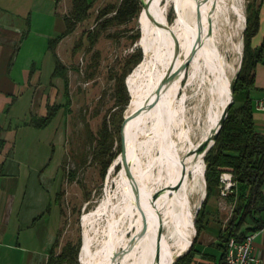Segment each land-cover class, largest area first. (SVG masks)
Returning a JSON list of instances; mask_svg holds the SVG:
<instances>
[{
    "label": "bare ground",
    "instance_id": "obj_1",
    "mask_svg": "<svg viewBox=\"0 0 264 264\" xmlns=\"http://www.w3.org/2000/svg\"><path fill=\"white\" fill-rule=\"evenodd\" d=\"M168 2L178 7L172 24L179 40L175 77L165 84L160 100L142 112L138 110L158 80L168 73L173 54V40L142 7L141 29L150 39L143 59L127 76L133 102L127 129L132 176L122 169L115 180L116 188L108 190L92 212L83 238L82 264H112L117 256L118 264H173L196 235L195 209L206 196V163L203 152L197 149L214 134L230 97L231 81L243 52V39L237 40L236 33L245 28L246 14L240 0ZM160 4L164 14L168 4ZM230 13L237 15V27L223 40L218 22L223 16L228 21ZM145 18L151 23V32L143 28ZM222 42L239 54L237 64L235 58L231 62L226 59ZM195 45V54L189 61V83L197 78L204 88L200 87L202 92L189 116V96L178 93L189 68L183 64ZM182 180L180 188L172 187ZM194 192L199 195L193 201ZM145 219L146 230L131 243Z\"/></svg>",
    "mask_w": 264,
    "mask_h": 264
},
{
    "label": "rangeland",
    "instance_id": "obj_2",
    "mask_svg": "<svg viewBox=\"0 0 264 264\" xmlns=\"http://www.w3.org/2000/svg\"><path fill=\"white\" fill-rule=\"evenodd\" d=\"M89 1L92 7L88 16L79 22L72 32L64 35L52 49L61 62L65 79L62 80L61 85L63 101L59 121L61 150L56 154L57 158L61 156L57 169L61 180L60 190L57 193L61 227L49 264H82L81 248L92 212L107 191L113 192L116 188L115 180L122 170L117 161L121 159L124 116L127 114L131 99L127 76H130L135 66L143 59L145 53L143 49L145 51L150 39L149 37L146 40L140 35L142 5L135 17L126 22H118L113 19V16L123 0ZM240 1L246 14V25L244 29L240 31L238 29L236 33L237 40L240 37L243 39V52L237 73L243 63L248 20L254 19L261 0ZM162 4H168V10L164 16H167L173 24L178 10L176 11L174 3H169L168 0H162ZM71 9L72 0H59V10L63 11L64 15L69 14ZM105 11L107 13H104ZM237 19V15L230 13L228 21L223 16L218 22L219 34L223 40L225 34L235 32ZM146 21L150 23L145 18L144 30ZM149 26L148 32H151V23ZM262 33L261 29L256 39H261ZM253 44V49H256L258 46ZM220 46L226 59L231 62L235 58L237 64L239 58H236L239 54L230 51L225 42L220 43ZM43 59V55L40 56V62ZM53 64L51 58L50 62L43 63L41 74L46 77V80L54 70ZM187 68V74L181 82L182 87L178 95L189 96L187 108L191 116L197 98L202 92L200 88L202 86L199 85L197 78L189 83L190 65ZM208 69L206 66L205 70L208 71ZM132 109L133 102L129 115ZM52 126H50L51 129ZM225 185L223 183L224 187ZM196 193L191 194L193 201L198 198L199 194ZM204 199L198 209H195L194 224L202 210ZM233 207L234 204L227 197L222 196L219 190L208 204L211 212L208 217L210 224L225 227ZM248 223L243 227L248 226ZM198 239L196 244H199Z\"/></svg>",
    "mask_w": 264,
    "mask_h": 264
},
{
    "label": "crops",
    "instance_id": "obj_3",
    "mask_svg": "<svg viewBox=\"0 0 264 264\" xmlns=\"http://www.w3.org/2000/svg\"><path fill=\"white\" fill-rule=\"evenodd\" d=\"M259 8L260 27L252 39L257 46L264 37V0ZM261 29L262 38L256 39ZM64 30L57 0H0V264H47L61 227L60 110L47 126L37 127L33 119L45 117L49 106L63 104L64 79L53 76L49 40ZM50 58L54 70L46 80L41 68ZM251 97L257 129L264 132V110L256 108L264 98V63L257 65ZM221 180V195L228 198L230 189L222 193L223 183L232 181V174L224 172ZM223 228L210 224L199 235L192 261L181 264L219 262L218 232ZM254 245L264 263V230Z\"/></svg>",
    "mask_w": 264,
    "mask_h": 264
},
{
    "label": "trees",
    "instance_id": "obj_4",
    "mask_svg": "<svg viewBox=\"0 0 264 264\" xmlns=\"http://www.w3.org/2000/svg\"><path fill=\"white\" fill-rule=\"evenodd\" d=\"M57 1L59 2V0ZM141 5L140 0H123L122 4L116 9L113 19L118 22L128 21L137 15ZM91 7L92 4L89 0H72L71 12L64 15L65 30L59 36L49 40V48L51 50L64 35L72 32L77 24L88 16ZM104 13H107V11ZM149 24L146 21V32L149 31ZM259 27L260 8L258 7L254 19L252 21L248 20V26L245 31L243 63L233 85L235 101L229 109L218 139L205 157L207 164L205 171L207 190L202 210L199 212L195 223L197 235L189 252L178 259L175 264L192 261L199 235L203 230L210 228L208 217L211 212L208 204L211 198L221 190V176L226 171L232 174L233 184L228 193V199L234 204V207L226 226L218 232L217 244L221 249L222 255L220 261L215 264H223L227 245L232 237L241 240L246 233L257 231L264 227V132H260L257 129L254 118L255 104L251 97V91L255 88L257 65L258 63H264V37L256 49L252 47V39L258 32ZM140 35L146 40L149 39V36L143 31H141ZM54 55L55 70L53 76H61L65 79L61 62L57 55ZM67 100H69L68 96ZM131 103L132 100L130 99L129 104L131 105ZM61 106H49L47 115L33 119V123L37 127L47 126L61 109ZM128 111L129 108L127 109V114ZM121 162L122 159L117 161L119 164ZM247 223L248 227L242 230L243 225ZM190 245L184 254L188 251ZM53 251L54 247L47 264H49Z\"/></svg>",
    "mask_w": 264,
    "mask_h": 264
},
{
    "label": "water",
    "instance_id": "obj_5",
    "mask_svg": "<svg viewBox=\"0 0 264 264\" xmlns=\"http://www.w3.org/2000/svg\"><path fill=\"white\" fill-rule=\"evenodd\" d=\"M162 0H141V4L142 7L145 9V13L147 14V16L153 20L155 23H157L159 26L162 27L163 31L166 33V35L169 36L170 40H173V54H172V62L170 65V69L168 71L167 74H165L162 78H160L158 80V82L156 83V85L152 88L149 96L145 99V102L138 108V110H140L141 112L144 111L146 108H150L156 101L160 100L161 95H162V91L163 88L165 86V84L168 82V80L172 79L175 77V63L178 57V53H179V40L178 37L172 27V24L170 23V21L168 20L167 16H164V14L161 11V3ZM175 5L176 11H177V5ZM178 13V11H177ZM197 45V44H196ZM196 45L193 47V49L191 50L190 53V57L189 59L183 64L184 68H187V66L189 65V61L191 59V57L194 56L195 54V48ZM143 52L144 49H143ZM238 73L236 74L235 78L232 80L231 82V88H230V97L226 103L225 109L223 111V114L219 120L218 123V127L216 128L214 134H211L210 136H208L198 147L197 151L198 152H203V159L205 160L206 154L208 153V151L211 149V147L215 144L216 140L218 139L219 133L221 131L222 125L224 123V121L226 120L228 113H229V109L232 106V104L235 101V96H234V82L237 78ZM131 116L125 114L124 116V124H123V129H122V138H123V143H122V162H121V169H124L125 172L129 175L132 176V170H131V164H130V158H129V149H128V143H127V129H128V123L131 120ZM206 163V161H205ZM206 167L207 164L205 166V170H204V176H205V171H206ZM206 181V178H205ZM183 183L182 181H178L177 184H174V188H180L181 185ZM137 197H140V192H138L137 190L135 191ZM159 196V194H157L155 196V198L157 199ZM147 228V219H145L142 228L139 230V232L136 234V236H134V238L132 239L131 243H134V241H136V239L146 230ZM194 239L191 242V245L188 249V251L183 254L181 257H183L184 255H186L189 250L192 247ZM83 248V245H82ZM81 248V250H82ZM124 251H121V253ZM159 252H160V248H159ZM181 257L175 259V261L173 262V264H175V262L180 259ZM119 256H117V259L112 263V264H118L119 260H118Z\"/></svg>",
    "mask_w": 264,
    "mask_h": 264
},
{
    "label": "built area",
    "instance_id": "obj_6",
    "mask_svg": "<svg viewBox=\"0 0 264 264\" xmlns=\"http://www.w3.org/2000/svg\"><path fill=\"white\" fill-rule=\"evenodd\" d=\"M256 108L264 110V98L256 101ZM225 184L222 193L228 191L233 182L228 181ZM260 230H264V227ZM258 232L259 230L248 232L241 240L232 237L228 242L223 264H264L257 255L254 245V240Z\"/></svg>",
    "mask_w": 264,
    "mask_h": 264
}]
</instances>
